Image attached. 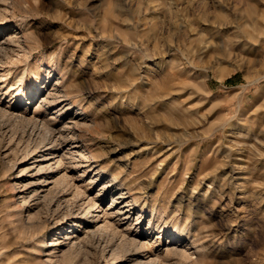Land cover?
Returning a JSON list of instances; mask_svg holds the SVG:
<instances>
[{"label":"rangeland","instance_id":"374dc122","mask_svg":"<svg viewBox=\"0 0 264 264\" xmlns=\"http://www.w3.org/2000/svg\"><path fill=\"white\" fill-rule=\"evenodd\" d=\"M68 221L110 226L48 264H264V0H0V264Z\"/></svg>","mask_w":264,"mask_h":264},{"label":"bare ground","instance_id":"6f19581e","mask_svg":"<svg viewBox=\"0 0 264 264\" xmlns=\"http://www.w3.org/2000/svg\"><path fill=\"white\" fill-rule=\"evenodd\" d=\"M28 39V38H27ZM26 43V42H25ZM36 91L33 92V96H34V93ZM59 95V94H58ZM57 94L55 95H47L46 98H44L43 101H45V103L47 104H51V105H54V104H57L59 103L60 101L62 100H59V96ZM62 97H65L66 95H61ZM39 109V108H38ZM84 113V112H83ZM53 118H49V119H40V117L35 114L33 115L32 117L30 118H23V121L29 125L31 124V132H34V133H37V135H41L39 137L42 138V141H47L48 142V146L46 148H44V150L42 151V154L40 155L41 156V160L44 161L48 158H53V157H56V156H60L59 154V150L61 148H64V145L63 147H57V140H58V137H60L62 134H63V129H58L56 128L55 126H52L50 124V121H52ZM61 138V137H60ZM59 138V139H60ZM63 138V137H62ZM41 144V143H40ZM60 145V144H59ZM62 146V144L60 145ZM65 149V152L63 154V157L66 155V154H70V150L68 147L64 148ZM64 151V150H63ZM70 157V156H69ZM62 157L60 158H57L56 161H55V164H59L61 162V159ZM51 164H48L44 169H46V171L48 169L51 168ZM57 166V165H56ZM55 167V166H54ZM43 168H39L37 170V172L41 171ZM52 169V168H51ZM50 169V170H51ZM53 170V169H52ZM52 183V182H51ZM56 187L58 186H62V188H64V190H71V187L73 186V184H71V181H70V178L68 177V175H63L62 178H60L59 180L57 179L55 184H54ZM75 187V186H74ZM77 187V186H76ZM79 192V191H78ZM66 193V192H65ZM78 194V193H77ZM77 198V197H76ZM92 202V201H91ZM94 205V203H93ZM89 206V205H88ZM91 207V205H90ZM101 206H97V211H101L103 212L102 209H100ZM58 210V209H57ZM70 213V212H69ZM120 213V212H119ZM96 215V214H95ZM93 215H87V221H90L92 219ZM92 220H95L94 218ZM84 223V228L82 230H79V228H82V225L78 223V221H68L67 222V225L70 226V227H73V230L70 231V232H67L64 236H63V240L61 241H57L54 245L55 247L53 249H51V252H49V254H47V262H43L45 264H48V262H56L58 261V257L60 256L59 252L62 251V247H66V246H72V245H75L77 243V241H80L81 238H82V235L86 238V239H89V238H95V237H100L105 230L108 229V227L110 226L108 222H105V221H102L101 224H99L97 226V229H92V225L93 224H88L86 225V223L83 221ZM177 221L175 222V225H176ZM184 229L185 228H182L181 232H178L177 235L179 237V239H183L185 234H184ZM186 235L189 233V231L187 230L186 231ZM83 237V238H84ZM82 238V239H83ZM191 240L189 241V245L187 244V246H190L189 248L192 250L193 249V253L192 252H188L187 250H181V256L183 258H189L191 257L192 254L194 253H200L202 252V248H204L202 246V244H200V242H198V239H200V236L199 234H196V236H192L190 238ZM136 240V239H135ZM202 243V242H201ZM41 247H43L45 245L44 241L41 242ZM143 247V245L141 244L140 245V248ZM185 247V246H184ZM176 248H171V249H167L166 251V254H176ZM157 258V257H156ZM158 259V258H157ZM156 259V260H157ZM169 260V258H168ZM155 261V260H154ZM153 261V262H154ZM156 262V261H155ZM169 262L167 261L166 263L164 264H168ZM191 263V262H190ZM182 264V263H181Z\"/></svg>","mask_w":264,"mask_h":264}]
</instances>
